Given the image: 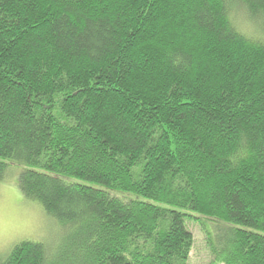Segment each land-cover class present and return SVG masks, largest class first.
I'll list each match as a JSON object with an SVG mask.
<instances>
[{"label":"trees","instance_id":"1","mask_svg":"<svg viewBox=\"0 0 264 264\" xmlns=\"http://www.w3.org/2000/svg\"><path fill=\"white\" fill-rule=\"evenodd\" d=\"M71 226L0 264H264V0H0V180Z\"/></svg>","mask_w":264,"mask_h":264},{"label":"rangeland","instance_id":"2","mask_svg":"<svg viewBox=\"0 0 264 264\" xmlns=\"http://www.w3.org/2000/svg\"><path fill=\"white\" fill-rule=\"evenodd\" d=\"M8 162V171L0 180V256L6 257L16 245L26 240L41 242L47 248L56 250L67 238L71 226L49 214L39 201L23 194L19 177L28 166ZM223 227H226V224L203 216L189 222V228L195 238L189 264L214 262V256L208 246L209 233L206 229L215 233Z\"/></svg>","mask_w":264,"mask_h":264}]
</instances>
